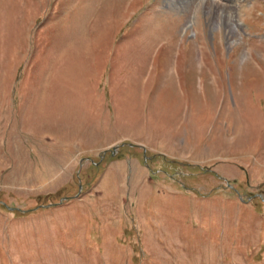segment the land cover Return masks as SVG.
<instances>
[{"label": "rangeland", "instance_id": "obj_1", "mask_svg": "<svg viewBox=\"0 0 264 264\" xmlns=\"http://www.w3.org/2000/svg\"><path fill=\"white\" fill-rule=\"evenodd\" d=\"M0 264H264V0H0Z\"/></svg>", "mask_w": 264, "mask_h": 264}, {"label": "water", "instance_id": "obj_2", "mask_svg": "<svg viewBox=\"0 0 264 264\" xmlns=\"http://www.w3.org/2000/svg\"><path fill=\"white\" fill-rule=\"evenodd\" d=\"M114 150H115V147L112 149V152H114ZM79 188H81V186H79Z\"/></svg>", "mask_w": 264, "mask_h": 264}, {"label": "bare ground", "instance_id": "obj_3", "mask_svg": "<svg viewBox=\"0 0 264 264\" xmlns=\"http://www.w3.org/2000/svg\"><path fill=\"white\" fill-rule=\"evenodd\" d=\"M184 11V10H183Z\"/></svg>", "mask_w": 264, "mask_h": 264}]
</instances>
